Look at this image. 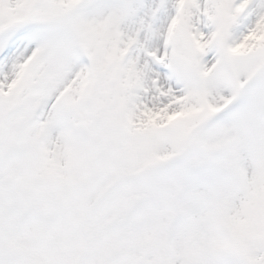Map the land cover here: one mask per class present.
Returning a JSON list of instances; mask_svg holds the SVG:
<instances>
[{
    "label": "snow or ice",
    "instance_id": "1",
    "mask_svg": "<svg viewBox=\"0 0 264 264\" xmlns=\"http://www.w3.org/2000/svg\"><path fill=\"white\" fill-rule=\"evenodd\" d=\"M0 264H264V0H0Z\"/></svg>",
    "mask_w": 264,
    "mask_h": 264
}]
</instances>
